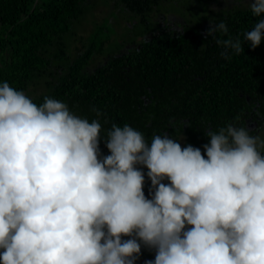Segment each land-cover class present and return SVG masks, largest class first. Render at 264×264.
I'll return each instance as SVG.
<instances>
[{
    "label": "clouds",
    "instance_id": "1",
    "mask_svg": "<svg viewBox=\"0 0 264 264\" xmlns=\"http://www.w3.org/2000/svg\"><path fill=\"white\" fill-rule=\"evenodd\" d=\"M247 7L243 40L207 32L225 59L264 41V0ZM93 111L0 82V264H136L142 247L146 264H264V139L234 123L205 132L204 154L129 124L104 139Z\"/></svg>",
    "mask_w": 264,
    "mask_h": 264
},
{
    "label": "trees",
    "instance_id": "2",
    "mask_svg": "<svg viewBox=\"0 0 264 264\" xmlns=\"http://www.w3.org/2000/svg\"><path fill=\"white\" fill-rule=\"evenodd\" d=\"M162 1L167 0L117 3L143 18ZM89 5V0H0V82L28 94L32 85L45 80L49 91L33 101L39 105L45 96L55 98L90 122L97 119L93 109L99 110L104 139L113 123L129 124L148 140L158 134L182 136V147L191 144L204 154L208 130L219 132L234 123L257 136L264 129V41L256 49L245 44L240 55L229 50L225 59V50L207 35L212 24L223 21L230 36L243 40V32L258 22L248 8L230 10L210 25L184 24L181 32L158 28L112 56L104 53L112 31L105 20L86 49L72 59L68 43ZM98 56L106 57L104 63L89 70ZM100 149L103 156L110 154L103 140ZM145 180L150 198L146 175ZM154 256L142 247L136 264H146Z\"/></svg>",
    "mask_w": 264,
    "mask_h": 264
},
{
    "label": "rangeland",
    "instance_id": "3",
    "mask_svg": "<svg viewBox=\"0 0 264 264\" xmlns=\"http://www.w3.org/2000/svg\"><path fill=\"white\" fill-rule=\"evenodd\" d=\"M117 1L89 0V8L80 21L75 23L73 34L75 32L76 34L68 43V53L72 59L86 49L88 39L94 35L98 26L104 24L105 20L109 21L112 31L111 40L108 41L104 53L106 56H112L119 53L124 46L125 49L131 48L132 45L127 43L140 41L158 28H169L175 24L210 25L218 16L225 15L226 12L233 11L237 7L248 8L247 4L252 3V0H240L241 3H236L238 0H167L160 2L150 16L141 18L125 12L118 6ZM105 59V56L94 57L89 70H94L96 66L104 63ZM48 91L45 80H41L31 86L27 95L33 99ZM257 136L264 139V129Z\"/></svg>",
    "mask_w": 264,
    "mask_h": 264
},
{
    "label": "flooded vegetation",
    "instance_id": "4",
    "mask_svg": "<svg viewBox=\"0 0 264 264\" xmlns=\"http://www.w3.org/2000/svg\"><path fill=\"white\" fill-rule=\"evenodd\" d=\"M184 25L183 26H180V24H175V25H173V26H171V27H169V30H177V31H183L184 30ZM250 121V120H249ZM254 122H252V125H251V127H253L252 129H254L255 127H256V124L254 123Z\"/></svg>",
    "mask_w": 264,
    "mask_h": 264
}]
</instances>
